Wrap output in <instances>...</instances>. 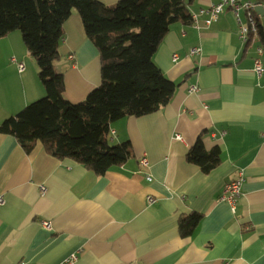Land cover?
Returning <instances> with one entry per match:
<instances>
[{"label": "crops", "instance_id": "0c3cea01", "mask_svg": "<svg viewBox=\"0 0 264 264\" xmlns=\"http://www.w3.org/2000/svg\"><path fill=\"white\" fill-rule=\"evenodd\" d=\"M185 1L191 22L173 23L154 55L177 84L172 100L111 125L113 143H132L125 164L98 175L41 145L27 152L0 134V264H62L72 254V264H264V72L255 71L264 41L259 32L244 42L230 7L208 24L200 10L220 0ZM240 17L248 22L245 10ZM59 52L64 96L81 102L101 84V60L77 10L64 24ZM45 96L21 32L0 37V122ZM200 137L206 149H221L209 173L187 160ZM240 172L245 181L233 208L222 196ZM192 212L203 219L183 237L179 219Z\"/></svg>", "mask_w": 264, "mask_h": 264}, {"label": "trees", "instance_id": "16d2710c", "mask_svg": "<svg viewBox=\"0 0 264 264\" xmlns=\"http://www.w3.org/2000/svg\"><path fill=\"white\" fill-rule=\"evenodd\" d=\"M74 10L101 60V84L78 103L64 96V73L57 66L64 24ZM185 0H0V37L20 31L39 67L46 96L0 122V134L14 136L27 151L41 145L58 159L70 158L98 175L134 156L130 141L112 143L113 122L159 111L177 84L154 62V55L177 22H191ZM260 37L264 30L257 22ZM188 162L209 173L221 162V149L208 150L201 137ZM203 213L181 215V236H192Z\"/></svg>", "mask_w": 264, "mask_h": 264}, {"label": "built area", "instance_id": "2783aa9c", "mask_svg": "<svg viewBox=\"0 0 264 264\" xmlns=\"http://www.w3.org/2000/svg\"><path fill=\"white\" fill-rule=\"evenodd\" d=\"M258 5H263L264 3H255V2H240L239 0H220V2L211 5L208 8H203L200 10V13H204L208 15V18L206 22L210 24L213 21H216L219 17V15L225 10L226 7H230L238 21V25L240 28V36L243 39L244 42H248L250 40V37L252 34H258L259 29L257 25V20L255 17V11L258 7ZM245 10L247 13L248 22L244 23L242 18L240 17V11ZM194 22L197 24L198 22V15H193ZM198 49H193V52H195ZM259 56L255 58V71L258 75H261L264 72V63L262 60V55H264V48L261 46L259 47ZM71 59H73V55L69 56ZM178 55L174 54V59H177ZM18 70L20 72H23L26 68V65L24 62H18ZM196 86H191V91H196ZM179 138H181L179 136ZM142 165L147 166L148 161L146 158L142 159ZM151 176L148 177L149 180H151ZM245 181L244 174L240 172L239 176L234 179L233 181H230L225 185L224 188V194L222 196V199L230 202L232 207H235V203L238 199V197L241 195L242 191V184ZM41 190L43 193L46 191V187L42 186ZM150 202H154L155 199L152 197H149ZM4 204V198L3 196H0V205ZM43 225L46 228H50L51 224L50 221L44 220ZM76 260V255L72 254L71 256L67 257L62 264H72Z\"/></svg>", "mask_w": 264, "mask_h": 264}, {"label": "water", "instance_id": "95a60500", "mask_svg": "<svg viewBox=\"0 0 264 264\" xmlns=\"http://www.w3.org/2000/svg\"><path fill=\"white\" fill-rule=\"evenodd\" d=\"M260 8H261V9H263V7H262V6L258 7V9H260Z\"/></svg>", "mask_w": 264, "mask_h": 264}, {"label": "rangeland", "instance_id": "374dc122", "mask_svg": "<svg viewBox=\"0 0 264 264\" xmlns=\"http://www.w3.org/2000/svg\"><path fill=\"white\" fill-rule=\"evenodd\" d=\"M32 57H33V56H32ZM33 58H34V57H33ZM34 59H35V58H34ZM26 106H27V105H26ZM22 109H23V108H22ZM22 109H21V110H22ZM112 143H113V141H112Z\"/></svg>", "mask_w": 264, "mask_h": 264}]
</instances>
